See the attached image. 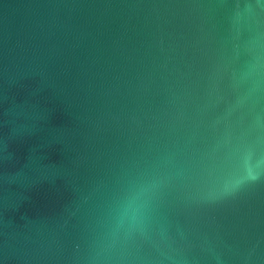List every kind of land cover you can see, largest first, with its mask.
Listing matches in <instances>:
<instances>
[{
  "label": "water",
  "instance_id": "1",
  "mask_svg": "<svg viewBox=\"0 0 264 264\" xmlns=\"http://www.w3.org/2000/svg\"><path fill=\"white\" fill-rule=\"evenodd\" d=\"M0 264H264V0H0Z\"/></svg>",
  "mask_w": 264,
  "mask_h": 264
},
{
  "label": "clouds",
  "instance_id": "2",
  "mask_svg": "<svg viewBox=\"0 0 264 264\" xmlns=\"http://www.w3.org/2000/svg\"><path fill=\"white\" fill-rule=\"evenodd\" d=\"M257 178V175L256 174H253L251 172H249L248 176H247V179H251V180H254ZM240 183V181H236L235 184H233L232 188H235L238 184ZM229 190H226V193L228 192Z\"/></svg>",
  "mask_w": 264,
  "mask_h": 264
}]
</instances>
